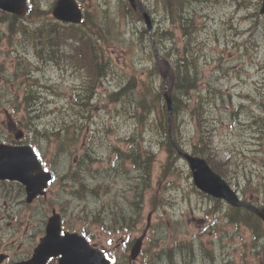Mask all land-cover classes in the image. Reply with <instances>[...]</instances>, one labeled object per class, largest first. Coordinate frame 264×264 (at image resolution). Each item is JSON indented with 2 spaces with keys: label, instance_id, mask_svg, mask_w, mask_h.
<instances>
[{
  "label": "rangeland",
  "instance_id": "1",
  "mask_svg": "<svg viewBox=\"0 0 264 264\" xmlns=\"http://www.w3.org/2000/svg\"><path fill=\"white\" fill-rule=\"evenodd\" d=\"M45 1L43 4L49 5L51 0ZM99 1L101 2L79 0L83 8L89 12L95 8L106 9L107 14L117 24L115 31H112L111 35H107L112 44H104L105 57L111 59V63L114 65L113 72L109 73L107 77H103L98 83L95 100L92 102L94 117L91 127L105 133L104 145L99 148L97 160L90 166L87 178L92 182L95 178L99 181L104 178V183L109 185L110 193L106 194L101 188L99 196L90 195L81 201L82 207L78 206L79 210L75 211L76 214L79 213L82 216L78 224L84 225L86 222L85 211H81L84 205H86L88 220L91 221L92 216L90 217V215H92L94 207L111 200L115 194H120L121 190H128L131 187L130 178H133L134 175L139 176L137 171L144 174V179H141L143 177L136 178L134 185L138 180L141 181L138 184L142 181L145 183V167L138 159L134 162V168L137 171L130 172L129 177H127L128 175L126 177L116 175L111 168L113 156L112 152H109V148L111 150L113 147L125 148L129 144L128 137L134 134L136 139L134 149L140 148L149 153H152L153 149L155 152V160L152 164L151 157L150 163L149 183L151 189L144 192L143 210L135 224L136 227L130 231L110 232L92 222L90 234L92 244L100 249H105L109 253L110 259H112L110 254H115L118 258V264H124L123 259L128 261L126 251L123 253L126 239L129 238L127 241H130L142 232L148 213L151 212L152 229H149L146 234L148 240L154 238L153 235L160 236L162 234L159 237V247H162L172 245L175 240L200 238L205 243L203 251L213 252V259L211 260L208 255H195L189 261L184 260L183 264H264V239L254 243L248 230L243 226L237 227L226 223L218 213L206 214L208 213L207 210L213 207L212 201L199 194L190 177L189 167L183 158L174 155V160L170 161L173 166L164 175L166 187L156 197L163 202V205L155 208L156 212L151 211L149 198L155 189L157 178L166 169L164 143L159 142L160 136L158 137V135L160 133L157 129H152V118L155 113L151 111L148 116L146 115L143 120H140L139 114L134 115L132 112L124 114L126 108L121 109V105L107 102L105 99L106 94L125 84L132 74H136L141 79L146 77L148 70L151 69L149 59L151 51L149 47L145 48L144 43L139 40L136 27L133 26L132 22V20H136L133 18L134 13L127 11L125 16L118 14L119 4L116 0ZM103 1H107L109 7L101 5L104 4ZM152 1L155 0H143L141 2L143 5L152 7ZM240 2L244 5L238 8L230 0H219L216 4L207 7L208 14L201 13L200 15L199 12H196L197 15L193 16V21L202 27L195 34V41L198 43L197 48H200L196 59L199 82L195 89L179 95L183 105L176 119L177 137L182 136L190 144L196 141L199 127L197 118L190 114V108L199 100L200 94L203 95V102L200 103L203 108H206L207 105L205 96L210 100L220 97L222 100L219 107L210 114V120L214 126V145L222 160H228L227 174L231 173L233 183L237 182L240 187H243L244 182L250 179L249 181L264 193V15H256L260 0H240ZM94 4L98 6H94ZM149 12L151 13V20L155 21L154 27L158 25L162 27L164 25L162 14L156 13L153 16L152 11ZM172 24L177 25L176 23ZM140 25L141 23L138 21V26ZM102 26L99 25L100 28ZM120 29L123 30L122 35L116 36L117 30ZM170 29L173 30L175 38L171 40L168 35H162L160 40L175 42L179 52H182L183 38L181 33L175 26ZM3 30L4 26L0 24V33ZM237 31L242 33L236 35L235 32ZM96 34L100 36V34ZM131 38L136 39L133 46L130 45ZM18 39L19 37L14 34L13 45L11 46H7L0 40V52L9 48L16 52L22 50L24 53V50L27 49L25 45L17 43ZM31 65L34 75L38 79H42L47 86L41 90L39 96L46 98V105L50 109L58 111L59 107L67 102L72 88L75 86V75L71 71L44 64L35 58ZM11 66V58L3 57L0 53V141L4 142L11 141L13 138L16 139L15 134L20 128L16 126L17 124L15 125V122L22 115L21 111H16L19 112L16 116L15 107L18 105V99L24 93V89L14 79V75H20L21 71L19 68L12 69ZM231 76L234 78L229 80ZM153 78L157 79V83H160L162 79L160 75H155ZM33 81L30 78L29 82L32 83ZM231 85L235 86L229 90ZM32 89L37 88L33 87ZM27 96L35 97L36 94L29 93ZM15 97L17 100L14 99ZM130 97L132 98V95ZM133 97L138 103L139 97L137 95ZM122 101L125 102L124 105L128 103L126 99H122ZM31 102L36 101L31 100ZM138 111L139 109L136 108V112ZM42 114H44L43 110L39 109L34 114L36 115L34 120L29 121L27 117L25 118L23 123L28 121L31 129L23 131L22 139H33L32 135L36 133L34 129L36 124L40 129L38 135L41 136L37 142L36 152L39 151L45 156V166L48 167L50 166L49 159L57 152L59 143H63V141L60 139L47 141L50 137L45 134L44 129L53 131L55 123L49 120L51 117L41 116ZM109 126L110 128L113 127L111 134L105 131V127ZM141 126L143 130H140ZM209 131H211L210 128ZM172 134L176 133L172 130ZM207 134L210 135V132ZM58 155L52 159V166L58 170V173L62 172L61 167H65L70 161L74 163L76 159L74 154L61 155L60 153ZM106 168L107 170L104 171ZM7 185L9 191L17 187L14 183ZM65 191V188L55 180L49 185L46 196L57 207L61 199H72L68 196L69 192L66 193ZM239 192H241L240 188ZM247 195V192L245 195L243 194L244 197ZM256 199L263 201L264 195L259 194ZM4 200L2 195L0 204ZM69 202L70 207L76 204L73 200ZM7 203L12 204L10 201ZM46 203L49 204V202ZM41 205L43 206L42 202ZM8 208L13 211L10 212L13 215L21 209L20 206L15 205H8ZM37 213L43 214V211ZM232 213L228 214L229 219H231ZM168 219L173 222L172 229L164 224V221ZM16 223L17 221L13 225L15 226ZM30 233L31 227L28 226L21 236L16 235L18 237L12 243V252L17 255L26 253L32 244ZM5 243L7 244L8 241ZM0 250H4V248H0ZM123 255L126 257L123 258ZM11 256L14 257V255ZM6 263L5 261L0 264ZM131 264H143L141 257ZM178 264H182V262L180 261Z\"/></svg>",
  "mask_w": 264,
  "mask_h": 264
},
{
  "label": "water",
  "instance_id": "2",
  "mask_svg": "<svg viewBox=\"0 0 264 264\" xmlns=\"http://www.w3.org/2000/svg\"><path fill=\"white\" fill-rule=\"evenodd\" d=\"M53 13L59 18L70 21H77L79 18V12L72 0H59L55 5ZM33 159L34 157L28 147L7 148L0 146L1 176L16 178L24 182L29 196H34L36 193L40 192L42 188V186H38L35 183L33 177L30 175V173L35 170V163L33 162ZM192 167L195 181L200 188L211 194L223 196L231 202L236 203L233 194L220 180L216 178H208L205 181L200 173L201 170L198 165L192 164ZM45 182L46 180L44 181V184ZM60 250L66 252V250L62 247H60ZM85 252L86 248L84 246H81L80 252L71 249L69 255L63 256L64 262L61 264H71V260L73 264H106L102 259H100V257H93V259L88 258L85 255Z\"/></svg>",
  "mask_w": 264,
  "mask_h": 264
},
{
  "label": "trees",
  "instance_id": "3",
  "mask_svg": "<svg viewBox=\"0 0 264 264\" xmlns=\"http://www.w3.org/2000/svg\"><path fill=\"white\" fill-rule=\"evenodd\" d=\"M40 52L46 54L48 57H52L56 53V49H55V47L52 44V42H51L50 39H48L47 41L42 42L40 44ZM31 107H32L31 111L32 112H35V110H37L38 108H40V104L32 105ZM141 179H144V176ZM138 182H141V181L138 180L135 184H137ZM135 186L136 187H144V181H142V183H140L138 185H135ZM235 211H236V213L239 214L238 217L237 216L234 217L235 220H246V219H250V216L247 213L241 212V211H238V210H235ZM129 214L130 213H128V215ZM196 252H197V250L194 249V250H192V251L189 252V255H196ZM167 260H169V257H165L164 259H162L163 262H161V263L162 264H167L168 263Z\"/></svg>",
  "mask_w": 264,
  "mask_h": 264
},
{
  "label": "snow or ice",
  "instance_id": "4",
  "mask_svg": "<svg viewBox=\"0 0 264 264\" xmlns=\"http://www.w3.org/2000/svg\"><path fill=\"white\" fill-rule=\"evenodd\" d=\"M43 171H48L47 168L43 169ZM35 175L33 177V180L35 181V183L38 185V186H42L44 181L45 180H48L47 177H44L41 175V169H40V166L38 164L35 165ZM51 182V181H49ZM65 236V233H62V232H59V229L57 228L55 230V234L53 236L54 240H56L57 242L59 243H65L64 240H61L60 237H64Z\"/></svg>",
  "mask_w": 264,
  "mask_h": 264
},
{
  "label": "bare ground",
  "instance_id": "5",
  "mask_svg": "<svg viewBox=\"0 0 264 264\" xmlns=\"http://www.w3.org/2000/svg\"><path fill=\"white\" fill-rule=\"evenodd\" d=\"M99 25H102V24H99ZM102 28H103V26H102ZM94 34L96 35V37H99V36L96 34L95 31H94ZM199 146H201V145H199ZM196 147H197V146H196ZM135 185H138V183L135 184ZM144 187H145V183H144ZM232 212H233V213H236L235 210L232 211ZM233 213L231 214V219H235L234 217H236V216L238 217V216H239V214H236V215H235V214H233ZM226 218L229 219V215H227ZM196 255H198V251L196 252ZM167 261L169 262V260H167Z\"/></svg>",
  "mask_w": 264,
  "mask_h": 264
},
{
  "label": "flooded vegetation",
  "instance_id": "6",
  "mask_svg": "<svg viewBox=\"0 0 264 264\" xmlns=\"http://www.w3.org/2000/svg\"><path fill=\"white\" fill-rule=\"evenodd\" d=\"M0 253H1V252H0ZM3 255H7V254L3 253Z\"/></svg>",
  "mask_w": 264,
  "mask_h": 264
}]
</instances>
